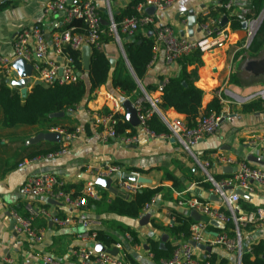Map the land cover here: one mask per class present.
I'll use <instances>...</instances> for the list:
<instances>
[{
  "label": "built area",
  "instance_id": "obj_1",
  "mask_svg": "<svg viewBox=\"0 0 264 264\" xmlns=\"http://www.w3.org/2000/svg\"><path fill=\"white\" fill-rule=\"evenodd\" d=\"M175 1L177 0H143L135 6V15L126 16L120 22H115L113 16L110 15L109 34L114 38V41L123 46L121 35L132 38L137 31H146L148 26H154L156 28L154 57L150 67L155 60L156 51L161 47H163L167 65L177 63L180 58L194 51H199L201 55H204L227 47L232 40V29L229 18L225 25L221 24L224 14L213 15L216 6L205 7L201 10L198 17L201 35L197 38L179 37L170 25L158 22L156 13L164 11ZM234 3V0H226L222 4L230 15H234ZM149 7H154L155 13L148 12ZM44 11L52 14L60 13L62 15L61 27L52 32L49 39H47L43 27L38 23L28 24L17 31L12 40V54L0 55V76L9 86H11L10 81L18 78L14 64L20 59L31 64L33 69V83L29 89L35 81H39L45 86L55 83L67 84L77 81L80 71L75 65V60L64 52L66 46L69 45L78 51H82L85 46L90 48L95 46L99 49L106 47L100 39L103 28L99 0H49L44 6ZM75 18L84 20L85 31L79 32L74 27H67ZM262 21L260 15L246 21V40L243 48L249 49ZM50 52L53 53L52 56H50ZM166 82L167 79H164L160 83L157 90L160 95L155 97L139 85L142 93L132 100L139 124L136 126L137 132L131 135H122L117 132L119 121L128 120L124 104L125 98L122 99V96L129 97V95H125L121 91L120 93L119 90H117L119 94L100 90L102 86L97 88L92 97L98 98L102 95L107 105L106 108L97 111H88L92 116V125L102 142L114 139L123 144H132L138 143L143 137L174 138L185 152L194 157L196 164L203 172L202 178L211 184L209 191L217 197V202L195 193V184L183 191L174 190V207L169 210L167 226L176 223L173 211L185 215H192L195 211L200 215V219L191 224L189 239L176 242L177 246L172 257L162 259L157 264H212L210 254L205 257L199 254L198 245L208 246L212 249L220 248L228 255L234 256V260H230L231 264H241L243 254L251 251V245L258 239H264V205H257V209L253 211L242 209L239 204L240 200L250 198L243 197L238 191L240 190L251 197L264 193V169L220 149L207 153L204 159L198 158L194 153V147L203 139L215 134L226 113L222 108L220 114L202 115L197 118L194 127H188L185 120L169 117L166 110L160 107V91ZM215 97L218 98L222 107L227 105L242 106L257 97L264 99V87L241 90L225 83L216 90ZM145 103H149V106ZM76 111L71 110L70 113ZM154 114L159 115L168 126L169 135L157 136L150 130L148 122ZM116 115H119L122 120ZM49 132L61 135V148L55 152L27 159L23 164L39 163L67 155L71 139L75 134L69 133L64 127H53ZM248 146L249 154L264 160V134L251 137ZM214 165L233 167L235 171L230 176L216 179V175L211 171ZM126 172L137 177L144 176L141 172L127 170L123 165L113 163H108L98 171L93 170V178L87 180L81 188L68 187L66 181L56 173L38 172L29 175L19 188V193L23 198L24 213L17 209L11 211V217L15 221L13 228L15 233L27 237L32 242H39L44 238L45 229L36 227L37 219L43 218L60 228L79 225V228L83 230L76 233L75 246L71 251V257L77 264H133L125 258L124 243L132 245L136 250H143L146 247L142 243H132L133 237L130 233L124 234V242L118 241L112 247L117 250L116 255L107 251H97L95 248V245L99 243L97 229L103 224L100 219L87 216L78 218L72 213L61 215L54 213L49 207L54 202L80 211L87 207L91 201L111 203V200L105 198L97 186V177L112 178L113 185L119 191L128 193V197H134L146 186H149L123 178V173ZM157 198L139 209L138 218L142 219L149 212L152 218ZM231 223L234 224V228L230 227ZM253 232H260V237L247 242L248 235ZM146 246L149 256L153 258L149 246ZM0 260L6 264L13 263L7 254ZM44 263L60 264L50 257H44Z\"/></svg>",
  "mask_w": 264,
  "mask_h": 264
},
{
  "label": "crops",
  "instance_id": "obj_2",
  "mask_svg": "<svg viewBox=\"0 0 264 264\" xmlns=\"http://www.w3.org/2000/svg\"><path fill=\"white\" fill-rule=\"evenodd\" d=\"M47 1L49 0H0V55L12 54V40L15 34L28 24H40L46 34L59 30L62 23V15L60 13H46L44 6ZM130 1L99 0V8L104 10L109 16H113L119 13L122 8H125ZM234 1L233 14L242 15L248 10L251 0ZM218 4L219 0H177L164 11L156 13V18L161 24L170 25L174 33L179 37L197 38L201 35L198 18L201 10L205 7L217 6ZM190 18L193 21H190ZM231 36L232 40L227 47L215 53L202 55L203 64L197 69L198 80L196 85L204 90L203 109L215 98L216 90L219 87L225 83L233 85V83H230V78L236 72L234 69L235 61L243 59L242 53L244 52L242 51L245 50L243 47L246 40V29L231 30ZM105 50L115 60H117L118 56L124 57L122 46L116 41L107 44ZM52 55L53 53L50 52V56ZM234 59L236 60L234 61ZM195 66H191L189 69L193 70ZM180 70L181 67L178 63L171 65L165 63L164 50L161 47L156 51L155 60L149 67V74L145 79V83H158L162 78L164 80L178 76ZM247 73L253 74L256 79H259V76H264L263 74L257 75L245 68V72L242 74L244 78H248L245 77ZM145 83H141L144 88ZM239 83H242V81H239ZM238 84L233 86L241 90L252 88L241 87ZM9 87L14 88L12 86ZM28 90L30 89L28 88ZM100 90L119 94L117 91L119 89L111 90L110 84L103 85ZM141 93L142 89L139 86L138 92H135L134 95H129V97L122 96V99L125 98L126 112L130 109L132 110V108H129L130 106L126 105V102L133 104L132 100ZM152 95L155 97L160 94L158 91H153ZM106 105L104 97L101 95L98 98L87 99L76 112L69 113L64 118L63 125L67 129H74L75 135L71 139L67 155L31 164L23 163L30 159L35 151L49 148L54 143L35 140L38 134L46 133L50 130L43 131L38 124L5 126L0 106V259H3L7 254L13 260L12 264H45L44 257H50L60 264H77L71 257V251L75 246L76 233L80 229L79 225L60 228L46 220L45 222L48 225L43 226L42 218L37 219L36 227L45 229L44 238L39 242H32L25 236L17 235L14 229L11 228L13 219L11 211L17 209L19 212L24 213V203L19 193V188L29 175L38 172H52L63 178L68 186L81 188L87 180L93 178V170L98 171L108 163L121 164L127 170L134 168L147 170L143 175L152 179L150 186L163 184L169 187L172 199L169 194L164 197L162 195L159 196L154 205L152 218L145 225L140 224V218L138 217L133 218L128 215H116L109 212L99 213L95 207L92 209L89 206L80 211H75L67 205L52 202L49 205L51 210L61 215L72 213L78 218L81 216L99 218L103 222L102 227L112 232L117 240L121 242H124V235L118 233L113 227L109 228L108 222H120L135 229L141 238L143 246L147 245L146 241L148 238L162 242V237L167 232L156 229L151 222L154 221L162 226L167 225L169 210L174 207L175 199V189L172 187V182L164 179V171L162 169H169L177 177H180L182 181L186 182L187 188L195 184L194 177L202 178L203 172L196 164L194 157L185 152L178 142H172L171 138L157 140L143 137L138 143L132 144H123L114 139L107 142L100 141L92 125V116L89 115L88 111H97L104 107L106 108ZM222 108L226 114L221 120L217 131L215 134L200 141L194 147V153L198 158L204 159L207 153L220 149L247 160L250 151L248 143L251 137H258L264 134V111H244L242 106L237 105H227ZM166 113L172 118L185 119L184 114L177 112L173 108L167 109ZM58 144L62 146L61 142ZM254 164L264 169V164ZM159 167L161 169H158ZM227 167L214 165L211 171L214 175H232L235 169L232 167L231 170H226L225 168ZM194 190L203 198H208L213 202L218 201L215 198L216 196L210 191L201 190L199 187ZM106 191L109 193L104 197L110 200L116 195L128 197V193L123 191L118 193ZM250 201L256 205H264V193L256 194L250 198ZM260 234V232H253L248 235L247 242L258 239ZM169 239H171L170 235ZM124 245L125 258L132 263L157 264L149 256L148 248L136 250L128 243H124ZM198 248L199 254L203 257L212 252H216L219 255L227 254L220 248H213L211 251L202 247V245L198 246ZM227 256L231 261L234 260L233 255L227 254Z\"/></svg>",
  "mask_w": 264,
  "mask_h": 264
},
{
  "label": "trees",
  "instance_id": "obj_3",
  "mask_svg": "<svg viewBox=\"0 0 264 264\" xmlns=\"http://www.w3.org/2000/svg\"><path fill=\"white\" fill-rule=\"evenodd\" d=\"M141 1L143 0H131L125 8H122L119 13L113 15L115 22H120L126 16L135 15V6ZM225 1L226 0H219V4L216 6L213 15L218 16L221 13L227 15L230 27L233 31L242 30L243 23L257 17L264 8V0H251L248 10L244 14L230 15L222 5ZM99 12L103 28L100 39L106 46L114 41V38L109 34L110 17L101 8H99ZM104 22L108 23L105 24ZM67 27H74L76 31L83 32L86 29V24L83 19L75 18ZM155 34L156 28L150 25L146 31H137L132 38L121 35L125 55L131 65L133 73L123 56H118L116 64L113 66L105 48L99 49L95 46L91 47L90 65L89 69H86L83 62L82 51L74 50L68 45L64 48V52L75 60V65L80 71V76L75 82L67 84L55 83L50 86L34 84L27 96L24 97L18 89L9 87L0 76V106L3 112V124L8 127L38 124L43 131L50 130L53 127H64L63 120L70 111L78 110L82 103L92 98L93 92L97 88L105 84H110L111 90L113 91L119 89L125 95H134V93L139 90V83L141 82L144 84L149 74L150 63L154 57ZM263 48L264 20L252 40L249 51L253 56H256ZM177 63L181 67L180 74L168 78L165 85L161 88L160 107L165 110L173 108L177 112L184 114V120L188 127H194L197 123V118L202 115H209L211 113L220 114L222 105L216 97L211 100L205 109H203L204 90L196 85L198 80L197 69L203 64L201 53L199 51H194L180 58ZM194 65H196L195 68L190 70L189 68ZM239 77V73H233L230 79L233 83L238 84ZM162 81L163 78L158 83H145L144 86L146 91L150 93L157 91ZM251 84L252 82H247L246 84L239 83L238 85L246 87ZM145 105L149 106V103H145ZM242 109L249 112L264 111V100H253L242 105ZM56 113H63L64 115L62 117H51L52 114ZM116 116L121 119L119 115ZM148 124L150 130L157 136L170 134L168 126L157 114H154L150 118ZM67 131L71 134H75V130L72 128H68ZM117 132L122 135H131L135 134L137 131L136 127H134L129 120L125 119L124 121H119L117 124ZM60 148L61 144L53 143L49 148L35 151L30 158L55 152ZM158 169H161V167ZM132 170L141 173L147 172V170L136 168ZM162 170L164 171V179L171 181L174 189L183 191L187 188L186 182L182 181V179L177 177L172 171L166 168ZM227 176L230 175H216V179ZM193 179H195L194 182L196 187H199L201 190L209 191L211 184L205 182L204 178L194 177ZM99 188L106 197L109 192L101 187ZM194 192L196 193L195 190ZM168 194L172 199L171 189L163 184L157 186L149 185L141 192H138L134 197L126 198L116 195L111 200V203L91 201L88 206L92 209L95 207L96 211L99 213L109 212L116 215H128L137 218L139 217V209L146 203L152 202L154 198L161 195L162 197L168 196ZM239 204L241 208L246 211L257 209V205L252 203L250 199L242 198ZM172 214L176 217V223L172 226H162L154 221L151 222L153 227L167 232L171 237V239L166 242L165 248L160 247V242L158 240L152 238L147 239L146 242L149 246V251L153 254V259L156 263H159L162 259H170L172 257L177 246L176 242L190 238V226L196 221L193 215H185L176 211H173ZM42 220V225L47 226L48 223L45 222L46 220L43 218ZM110 222L114 223L116 231L117 229L120 231L118 233L123 235L127 232L130 233L133 237L132 243H141V238L135 229L123 223L122 225L118 224L119 222ZM110 222H108V227L112 228ZM230 227L234 228V224L231 223ZM97 240L109 249L119 241L112 232L104 227H99L97 229ZM230 260L231 259L225 254L219 255L216 252L210 253V261L212 264H231ZM241 264H264V239H258L251 245V251L243 254Z\"/></svg>",
  "mask_w": 264,
  "mask_h": 264
},
{
  "label": "water",
  "instance_id": "obj_4",
  "mask_svg": "<svg viewBox=\"0 0 264 264\" xmlns=\"http://www.w3.org/2000/svg\"><path fill=\"white\" fill-rule=\"evenodd\" d=\"M69 1H72V0H69ZM148 12L150 13H155V8L154 7H149L147 9ZM260 16H262V20L264 19V8L263 10L259 13ZM193 21L192 18H190V21ZM228 21V17L225 15L223 17V21H222V25H225ZM105 24H107L108 22H104ZM193 23V22H191ZM243 28L246 29V22L243 23ZM51 36V33H47L46 34V37L47 39H49ZM128 38H131V37H128ZM122 50H123V55H124V58L126 59L132 73H133V70L131 68V65L129 63V61L127 60L126 58V55H125V51H124V48L122 46ZM90 51H91V48L89 46H85L82 50V53H83V62H84V66L86 69H89V65H90ZM110 61L112 63V65L114 66L116 64V60L112 57H110ZM14 67L16 68L17 70V73H18V78L17 79H14L12 81H10V85L14 88H18L20 90V93L22 96L26 97L29 90V86L33 83V79H32V66L31 64H27L25 62V60L23 59H20L18 60L17 62H15L14 64ZM246 69L248 71H252L254 72L255 74L259 75V74H263L264 75V56L261 57V58H258V59H252L250 61L247 62V65H246ZM180 74V72L178 73V75ZM35 85L37 84H41L39 81H35L34 82ZM139 85H141V82L139 83ZM142 86V85H141ZM144 88V87H143ZM126 105L127 106H130L129 108H132V110L130 109L129 111H127V118L128 120L130 121V123L133 125V126H137L139 124V120L137 118V114H136V110L133 106V104L131 102H126ZM128 108V109H129ZM132 111V112H130ZM64 114L63 113H56V114H52L51 117H62ZM164 138H161V137H158L157 140H163ZM36 141H48V142H54V143H59L61 141V135L59 133H55V132H46V133H40L36 136L35 138ZM172 142H175V139L174 138H171L170 139ZM247 160L250 161V162H254V163H257V164H261L263 165L264 164V160H262L261 158L253 155V154H249L248 157H247ZM226 170H231L232 167H227L225 168ZM123 178L125 179H128V180H131V181H137L139 183H143V184H147V185H150L152 184V179L146 177V176H139L137 177L136 175H133L131 173H123ZM96 184L98 187H101L103 189H106V190H109L113 193H118L119 190L113 185V180L112 178H103V177H97L96 179ZM240 195H242L243 197H246V198H251L250 195L242 192V191H238ZM217 198V197H215ZM193 217L196 219V220H199L200 219V215L197 213V212H193L192 213ZM151 219V213H147L142 219H140V224L141 225H145V224H148L149 221ZM14 224H15V221L12 219V222H11V228L13 229L14 228ZM83 229H79V231H82ZM168 238H169V235L167 233H165L162 237V242L160 243V247L161 248H165V245H166V242L168 241ZM200 246V245H198ZM146 248H148L147 246H145ZM202 247H205L207 250L211 251L212 248L211 247H208V246H203ZM95 248L97 251H107L113 255H116L118 252L115 248H112V249H107L102 243H98L95 245ZM0 264H6L4 263L2 260H0Z\"/></svg>",
  "mask_w": 264,
  "mask_h": 264
},
{
  "label": "rangeland",
  "instance_id": "obj_5",
  "mask_svg": "<svg viewBox=\"0 0 264 264\" xmlns=\"http://www.w3.org/2000/svg\"><path fill=\"white\" fill-rule=\"evenodd\" d=\"M264 20V19H263ZM263 22V21H262ZM242 52H244V53H242L243 54V59H241L240 61H237L236 59H234V61H235V65H234V69L236 70V72L237 73H239V75L241 76V77H239L238 79H239V81L241 82L242 81V83H247V82H252V84L250 85V86H247L248 88L249 87H253V88H261V87H264V81H263V77L262 76H259V79H256L254 76H253V74H251V73H247V76L245 75V77H248V78H244L243 77V73L245 72V66H246V63L248 62V61H250V60H252V59H258V58H261V57H263L264 56V48H263V50H261L260 51V53L258 54V55H252L251 54V52L249 51V49H245L244 51H242ZM235 72V73H236ZM258 81V82H257ZM253 82H256V83H253ZM263 82V83H262ZM230 83H233L231 80H230ZM235 83H233V85H234ZM257 99H262V98H260V97H257ZM256 100V99H255ZM262 100H264V99H262ZM108 192V191H107ZM104 194V193H103ZM104 196V195H103ZM109 197V196H108ZM118 224H122V223H118ZM123 225V224H122ZM110 226H112L113 228H115V226H114V223L113 222H110ZM117 232H120V231H118V229H117Z\"/></svg>",
  "mask_w": 264,
  "mask_h": 264
},
{
  "label": "flooded vegetation",
  "instance_id": "obj_6",
  "mask_svg": "<svg viewBox=\"0 0 264 264\" xmlns=\"http://www.w3.org/2000/svg\"><path fill=\"white\" fill-rule=\"evenodd\" d=\"M246 65H247V63H246ZM245 68H246V66H245ZM252 72V71H251ZM254 73V72H253ZM259 75H262V74H259Z\"/></svg>",
  "mask_w": 264,
  "mask_h": 264
}]
</instances>
